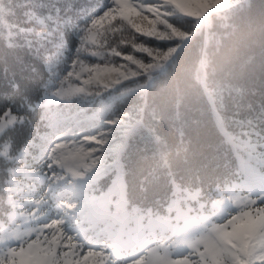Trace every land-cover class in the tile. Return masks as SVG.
<instances>
[{
    "label": "rangeland",
    "instance_id": "obj_1",
    "mask_svg": "<svg viewBox=\"0 0 264 264\" xmlns=\"http://www.w3.org/2000/svg\"><path fill=\"white\" fill-rule=\"evenodd\" d=\"M243 1L114 0L112 7L85 26L79 62L69 71L71 76L67 73L64 76L67 79L63 77L57 89L46 91L38 103L48 108L50 115L58 107L63 108L66 100L87 97L91 106L85 102L81 107L93 117L87 122L94 130L88 136L92 152L101 155L110 145L117 153L123 143L120 136L134 121L131 113L121 120L109 115L111 103L121 93H100L136 75H145L150 81L154 72L167 67L187 38L196 31H208L211 12H223ZM174 16L178 19L176 23L171 20ZM125 26L145 35L139 44L133 41L136 50L129 48L120 53L106 48L110 39L114 43L126 30ZM151 36L164 41L175 38L178 43L169 46L150 43ZM144 82L138 89H144ZM78 110L73 104L72 111ZM21 119L11 110L0 118V156L11 161L6 184L9 206L7 216L0 220V264H264V209L248 208L232 216L227 224L220 222L229 201L247 208L250 204L247 192L264 191V177L254 171L249 172L246 187L236 186L238 177L217 187L211 197L174 180L173 195L165 209L153 211L129 202L122 166L109 157L107 167L101 170L97 166L77 209L67 208V201L58 202L59 210L55 205L49 208L37 203L31 192L38 185L35 160L42 151H47V137L52 128L41 141H36L34 148L32 142L13 154L10 140L2 136ZM219 123L222 125L221 120ZM223 129L227 133L224 126ZM246 140L255 143L256 138L241 136L238 141L232 138L240 145ZM257 151L264 148L258 147ZM76 159L84 165L91 163L90 154L80 153ZM109 174L111 180L106 184L103 179ZM211 198L216 200L214 210ZM118 207L131 217L107 215L117 213ZM73 212V227L67 229L66 218ZM149 218L151 225L144 227Z\"/></svg>",
    "mask_w": 264,
    "mask_h": 264
},
{
    "label": "trees",
    "instance_id": "obj_2",
    "mask_svg": "<svg viewBox=\"0 0 264 264\" xmlns=\"http://www.w3.org/2000/svg\"><path fill=\"white\" fill-rule=\"evenodd\" d=\"M113 2L21 0L43 5L39 8L43 16L61 18L60 30L47 38L38 35L39 29L37 34L20 31L32 27L23 8L15 18L0 21V118L8 110L22 118L2 136L10 140L13 154L32 142L34 148L52 128L41 119L48 108L38 102L78 64L85 26ZM210 16L208 31H196L187 38L167 67L154 72L150 81L136 75L100 93H121L111 103L109 115L121 120L131 113L134 121L120 136L123 143L115 160L125 174L131 204L164 210L173 195L174 180L189 186L197 183V177L203 195L211 197L217 187L239 177L236 155L241 147L232 138L257 139L255 133L264 128V0H244ZM171 20L178 22L175 16ZM54 27L49 24V29ZM124 29L106 48L120 53L136 50L145 35L130 26ZM150 41L164 46L178 43L175 38L164 41L152 36ZM141 81H145L142 90L138 89ZM10 163L0 156V220L9 206ZM103 180L107 184L111 174ZM139 181L147 192L139 190Z\"/></svg>",
    "mask_w": 264,
    "mask_h": 264
},
{
    "label": "clouds",
    "instance_id": "obj_3",
    "mask_svg": "<svg viewBox=\"0 0 264 264\" xmlns=\"http://www.w3.org/2000/svg\"><path fill=\"white\" fill-rule=\"evenodd\" d=\"M68 76H71V72L68 73ZM56 79L59 80L60 75H57ZM64 79H67V77H64ZM85 83L89 84L90 81H85ZM85 102L91 106V101H88L87 97H78L75 100L69 99L65 101L63 108L58 107L50 115L44 113L41 116V119L49 121L52 132L47 137V151H42L35 160L38 185L31 194L36 198L37 203H43L45 207L51 208L55 205L59 210L61 204L58 202L67 201V208L77 209V202L97 173V166L103 170L108 166L109 157L114 160L119 159V155L114 152L113 147L110 145L103 149L101 155L92 152L93 145L88 142V136L94 134V130L87 126V122L92 120L93 117L87 114V109L81 107ZM73 104L77 106L78 111H72ZM261 132H264V128L255 133L257 137L255 143L248 140L241 142V150L236 155L239 176L237 187H246L250 171L264 177V151H257V144L264 148V135H261ZM80 153L90 154L91 163L84 165L79 159H76V156ZM232 183L236 184L235 181H232ZM137 184L141 192H147L142 181L137 182ZM133 187H136V185ZM188 189L198 193L201 192L203 188L200 178L197 177V183L195 185L190 184ZM246 199L250 201L247 208L233 205L229 201V207L225 209L226 215L220 222L227 224L232 216L240 215L248 208L264 209V191L249 190ZM157 203H159L158 200ZM210 203L211 208L214 210L216 207L215 198H211ZM138 206L134 205V207ZM188 210L191 211V208ZM148 211L151 213V209ZM107 215L131 217L130 213L119 207L117 213H108ZM74 216L75 212L67 216V223L65 224L67 229H72ZM151 223L152 220L149 218L148 225H144V227L150 226ZM192 241L195 244V237H192ZM192 259L195 260L196 257H192Z\"/></svg>",
    "mask_w": 264,
    "mask_h": 264
},
{
    "label": "snow or ice",
    "instance_id": "obj_4",
    "mask_svg": "<svg viewBox=\"0 0 264 264\" xmlns=\"http://www.w3.org/2000/svg\"><path fill=\"white\" fill-rule=\"evenodd\" d=\"M42 6L41 4L35 3H21V0H0V21H7L15 18L17 16V11L23 8V15L27 18L32 27L27 30L21 29L20 31L37 34V29H39L41 31H39L38 35L41 38H47L52 31L60 30L61 18L59 16L41 15L39 8ZM50 23L55 25L54 29H49ZM9 35L11 36V33H9Z\"/></svg>",
    "mask_w": 264,
    "mask_h": 264
}]
</instances>
